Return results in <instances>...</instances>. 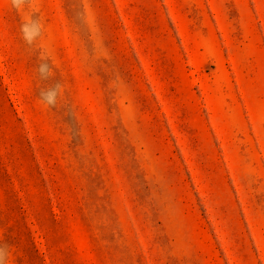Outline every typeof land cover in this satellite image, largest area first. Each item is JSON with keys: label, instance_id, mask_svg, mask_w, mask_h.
I'll list each match as a JSON object with an SVG mask.
<instances>
[{"label": "rangeland", "instance_id": "1", "mask_svg": "<svg viewBox=\"0 0 264 264\" xmlns=\"http://www.w3.org/2000/svg\"><path fill=\"white\" fill-rule=\"evenodd\" d=\"M0 264H264V0H0Z\"/></svg>", "mask_w": 264, "mask_h": 264}]
</instances>
